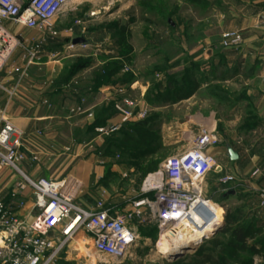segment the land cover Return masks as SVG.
Wrapping results in <instances>:
<instances>
[{"label": "rangeland", "instance_id": "obj_1", "mask_svg": "<svg viewBox=\"0 0 264 264\" xmlns=\"http://www.w3.org/2000/svg\"><path fill=\"white\" fill-rule=\"evenodd\" d=\"M221 1L226 0H72L55 19L54 24L59 31L57 37L43 41L38 31L26 29L24 37L11 32L16 38L15 43L22 45L17 50L28 48L23 43H74L77 39L92 43V47L102 44L100 50L109 51V54L97 53L102 60V72L118 67V72L124 77L138 80L146 87L144 95L139 88L130 95L121 93L115 109L110 112L114 123L107 124L117 126L119 130L109 135L98 133L102 141L101 152L109 158L101 184L113 196L125 195L129 199L140 194L151 169L159 168L166 159L187 149V144L193 139L189 125L205 126V119L211 117V130L216 129L219 141L220 136H232L230 132L235 129H230L226 123L230 113L212 106L221 120L216 123L207 96L214 90L237 93L242 89L240 64L225 63L219 58L227 27L223 23L228 22L229 27L236 25L234 19H223ZM236 1L231 3L236 4ZM9 26L16 27L6 23L8 30ZM68 29L72 31L68 32ZM118 43H126L132 48L129 60L125 57L123 62L104 60L108 55L121 59L123 50ZM210 50L212 57L208 55ZM86 65H90L89 60ZM207 77H213V80ZM191 93L192 96L187 98ZM125 100H129L132 106L126 105ZM116 106L132 113L128 122H123V113ZM142 111L145 113L143 118L140 117ZM239 114L241 118H250L253 112ZM188 116L197 117L188 119ZM241 123L240 137L247 138L252 129L244 128ZM215 160L214 176L223 163L218 156ZM113 169L116 172H112ZM20 180L14 171L4 168L0 173V189L5 186L11 191ZM206 198L218 208H223L221 198L214 202L210 194ZM224 210L221 212L224 223L226 214L233 221L239 217L238 207ZM222 230L205 239L194 253H188L173 263H168L160 246H156L160 240L157 234L150 241L139 240L127 258L118 261L95 256L87 235L82 232L64 246L53 264H254L253 258L230 247L232 228L228 227L224 233ZM57 237L61 239L59 233ZM82 237L86 239L81 241ZM176 238L183 239V236L168 239L170 245Z\"/></svg>", "mask_w": 264, "mask_h": 264}, {"label": "crops", "instance_id": "obj_2", "mask_svg": "<svg viewBox=\"0 0 264 264\" xmlns=\"http://www.w3.org/2000/svg\"><path fill=\"white\" fill-rule=\"evenodd\" d=\"M231 1H221L220 9L224 13L223 19H234L236 25L223 24H227L226 32H240L242 40L237 48L222 47L219 58L225 63L240 64L242 89L237 93L214 90L207 95L210 112L215 113L213 120L221 121L216 116L217 106L226 109L230 113L226 123L235 130H231V137L228 134L220 136L218 146L208 150L223 163L216 176L212 171L208 174L203 188L205 196L210 194L212 202L223 200V208L210 203L219 215L232 206L239 208L235 227H240V240L245 241L244 251L240 252L250 253L254 264H262L264 209L260 206L259 194L264 190V130H261L264 129V0H237L236 4ZM9 31L19 37L26 34V29L21 26H9ZM38 44H41V53L36 60H30L23 48L18 49L0 71V104L20 133L21 151L25 156L21 170L32 179L77 182L80 185L78 202L86 209L93 210L105 193L104 200L115 213L128 210L141 193L129 199L125 195L113 196L101 184L109 158L101 152L102 141L96 129L114 123L110 112L115 109L121 93L130 95L139 88L144 95L146 87L138 80L124 77L121 72L100 82L104 72L100 70L102 60L97 53L109 54V51L100 50L102 44H95V47L90 45L92 43ZM208 55L213 56L212 50ZM113 58L108 55L104 60L123 62L121 56V59ZM88 60L90 65H85ZM207 78L213 80V77ZM8 91H13L14 95L11 97ZM77 107L82 108L81 113L73 112ZM245 111H251L253 115L241 118L239 113ZM258 116L262 119H256ZM194 117L197 116H188V119ZM211 119H205V126L191 124L189 128H211ZM240 122L244 128L252 129L247 138L240 137ZM257 128L260 130L256 131ZM229 148L238 155L236 161L229 159ZM227 176H233L235 181L221 185L220 179ZM0 196L11 204L15 200L14 189L10 191L3 186ZM24 196L26 204L18 215L30 223L36 218L34 199L29 191ZM136 231L139 240L150 241L158 235L154 220L138 225ZM83 239L86 238L82 237L81 241Z\"/></svg>", "mask_w": 264, "mask_h": 264}, {"label": "built area", "instance_id": "obj_3", "mask_svg": "<svg viewBox=\"0 0 264 264\" xmlns=\"http://www.w3.org/2000/svg\"><path fill=\"white\" fill-rule=\"evenodd\" d=\"M71 1L0 0V71L22 46L15 43L16 38L6 23L38 31L43 41L57 37L59 31L55 19ZM241 40L240 33L226 32L223 46L226 49L238 47ZM40 48L41 44L37 43L24 50L30 60H36ZM8 93L11 97L14 95L13 91ZM124 103L132 106L129 100ZM116 107L123 113V122H128L132 113ZM73 112L81 113L82 108L77 107ZM144 116L142 111L140 117ZM118 130L117 126L106 125L98 127L96 132L109 135ZM189 133L193 139L187 149L166 159L156 172L149 174L141 188V196L128 210L115 213L104 200L105 193L95 208L89 210L78 202L80 185L77 182L32 179L21 170L25 156L21 151L20 133L0 104V173L8 168L21 179L15 185L13 203L9 204L0 196V264H53L64 246L82 232L87 235L95 256L124 261L138 243V225L154 220L160 240L180 225L195 226L192 213L200 216L198 207L209 208L207 203H211L203 185L216 161L208 150L218 146L219 138L216 129L208 127H199ZM234 181L233 176H227L219 182L228 185ZM26 191L30 192L35 204L36 218L30 223L18 215L26 204ZM259 198L264 209V190ZM58 233L61 239L57 237Z\"/></svg>", "mask_w": 264, "mask_h": 264}, {"label": "bare ground", "instance_id": "obj_4", "mask_svg": "<svg viewBox=\"0 0 264 264\" xmlns=\"http://www.w3.org/2000/svg\"><path fill=\"white\" fill-rule=\"evenodd\" d=\"M78 1V0H74ZM209 209L214 213V218L210 221H206L205 219L198 216L195 212L192 213L193 221L195 222V226L190 224L180 225L177 228L170 230L166 235L161 237L158 246L162 249L164 255L174 254L178 251H182L184 249H189L201 241L205 236H210L216 229L223 223V215L214 210L210 203H207ZM189 225V226H188ZM191 227V228H190ZM183 236V239L179 238L176 240H172L174 242L173 245H170L168 239H172L173 237H178L179 235ZM175 239V238H174ZM171 241V240H170ZM83 250V248H81Z\"/></svg>", "mask_w": 264, "mask_h": 264}, {"label": "trees", "instance_id": "obj_5", "mask_svg": "<svg viewBox=\"0 0 264 264\" xmlns=\"http://www.w3.org/2000/svg\"><path fill=\"white\" fill-rule=\"evenodd\" d=\"M119 47L123 50L122 52H120L121 57H125L127 60H129V55L132 51V48L127 46L126 43H118ZM118 64V63H117ZM86 65V64H85ZM119 71V68L117 67V69L114 70H109V71H103L104 74L101 76L100 82L106 81V79H108L110 76L116 74ZM192 96V93L188 95L187 98H190ZM159 168H153L151 169L150 173H154L158 170ZM236 221L232 220V217L229 216V214H226L225 216V223H224V229L222 230V233H224L225 231L228 230V227L232 228L231 230V245L230 247L233 249H236L238 251H244V243L245 241L242 239L240 240V227H235ZM241 244V247H240ZM251 258L252 255L250 253H248ZM252 261V260H250ZM243 264H247L243 263Z\"/></svg>", "mask_w": 264, "mask_h": 264}, {"label": "water", "instance_id": "obj_6", "mask_svg": "<svg viewBox=\"0 0 264 264\" xmlns=\"http://www.w3.org/2000/svg\"><path fill=\"white\" fill-rule=\"evenodd\" d=\"M74 43H84L83 39H77ZM228 153H229V159L232 161H236L238 159V155L231 149H228ZM197 213L206 221H210L211 219L214 218V213L207 207L201 205L198 207L197 209ZM224 227V222L216 229V231H214L210 236L215 235L216 233H218L219 231H221ZM210 236H205L201 241H199L196 246L189 248V249H184L182 251H178L174 254H170V255H164L166 261L168 263H173L177 260H179L180 258L184 257L186 254L188 253H194L197 250V247L207 238H209Z\"/></svg>", "mask_w": 264, "mask_h": 264}]
</instances>
